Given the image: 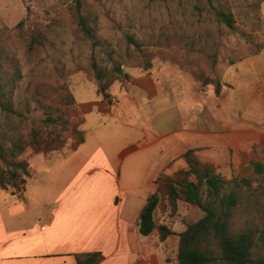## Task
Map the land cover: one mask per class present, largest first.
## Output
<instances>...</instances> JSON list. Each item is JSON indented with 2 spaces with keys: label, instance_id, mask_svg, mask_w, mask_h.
Returning <instances> with one entry per match:
<instances>
[{
  "label": "crops",
  "instance_id": "0c3cea01",
  "mask_svg": "<svg viewBox=\"0 0 264 264\" xmlns=\"http://www.w3.org/2000/svg\"><path fill=\"white\" fill-rule=\"evenodd\" d=\"M126 72L108 98L95 80L81 82L91 88L83 99L74 90L85 133L76 149L35 153L21 193L0 187V264H78L76 254L92 251L104 255L99 264L178 263L187 226L175 224L195 206L180 201L174 216L157 215L173 231L164 240L157 229L143 235L139 217L157 179L188 168V150L218 164L203 155L214 144L212 96L203 100L199 81L176 63Z\"/></svg>",
  "mask_w": 264,
  "mask_h": 264
},
{
  "label": "rangeland",
  "instance_id": "374dc122",
  "mask_svg": "<svg viewBox=\"0 0 264 264\" xmlns=\"http://www.w3.org/2000/svg\"><path fill=\"white\" fill-rule=\"evenodd\" d=\"M79 2L81 12L93 19L97 29L95 48L77 23ZM213 6L232 13L234 28L217 19ZM23 19L24 25L18 27ZM37 27L47 29L50 41L27 53L23 35ZM129 37L140 44L152 66L155 62L176 63L223 83L217 94L214 84L203 86L199 81V94L208 101L212 96L214 106V144L203 155L218 157V164H208L227 178H249L255 186H264L252 165L254 161L264 162L257 151L259 145L264 146V0H0V43L11 47L22 66L19 95L24 97L37 89L52 106L60 105L63 84L73 93L75 90L78 99L91 93L90 85L81 82H98L91 66L93 56L103 67L120 62L124 72L146 70L135 65L140 58ZM67 107L69 119L79 127L77 107ZM27 115L24 129L38 127L44 132L43 138L49 139L52 126L44 122L43 110H31ZM65 135L59 149L42 145L37 152L29 145L23 158L70 148L75 138L71 131ZM245 163L249 165L245 167ZM258 191L242 200L232 218L235 228H262L255 257L264 256V190ZM182 216L175 224L177 230L197 221L203 212L195 206L194 211H183Z\"/></svg>",
  "mask_w": 264,
  "mask_h": 264
},
{
  "label": "trees",
  "instance_id": "16d2710c",
  "mask_svg": "<svg viewBox=\"0 0 264 264\" xmlns=\"http://www.w3.org/2000/svg\"><path fill=\"white\" fill-rule=\"evenodd\" d=\"M81 2L77 7V23L82 34L91 41L95 48L98 44L97 29L93 19L81 12ZM217 19L230 28H234V16L213 6ZM21 20L18 27L24 25ZM25 50L31 53L39 47H44L49 41L47 29L37 27L29 29L25 37ZM138 50L140 63L144 68L152 66L148 55L141 49L135 39L129 37ZM91 66L98 85V90L108 98V90L117 80L126 79L129 74L121 68L122 64L112 62L110 67L102 66L95 56ZM195 78L203 86L214 84L215 92L219 94L223 87L218 79H213L203 71H193ZM23 80L21 62L11 52V47L0 43V187L13 194L23 191L27 177L31 173L30 162L23 158L27 146L32 145L38 152L42 145L46 149L57 150L65 142L69 131L75 138L71 149H76L85 139V133L68 117L67 106H76L74 93L62 85L61 103L57 106L48 104L37 89L32 94L21 96V81ZM33 104V108H32ZM41 109L46 114L44 122L52 126L50 138H43V131L37 127L24 129L28 123V112ZM198 149H190L184 157L188 162L187 169H181L175 177L160 176L157 179V189L152 192L139 217V229L143 235L159 231L160 239L164 240L173 233L172 229L159 223L157 215L174 216L179 209V202L185 201L197 206L203 216L188 224L182 231L178 245L177 264H264V256L255 257L254 250L258 244L259 233H263L259 225L253 227L241 226L235 228L232 218L236 208L244 198L256 194L263 183L255 186L251 179L233 177L227 178L216 171L211 164L202 163L195 156ZM264 158V146L259 145ZM255 173L264 180V162H252ZM262 194L263 191H261ZM165 209L162 211V205ZM78 264H99L104 259L100 251L76 254Z\"/></svg>",
  "mask_w": 264,
  "mask_h": 264
},
{
  "label": "built area",
  "instance_id": "2783aa9c",
  "mask_svg": "<svg viewBox=\"0 0 264 264\" xmlns=\"http://www.w3.org/2000/svg\"><path fill=\"white\" fill-rule=\"evenodd\" d=\"M112 101H113V102H116V98H113Z\"/></svg>",
  "mask_w": 264,
  "mask_h": 264
}]
</instances>
